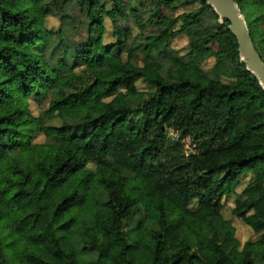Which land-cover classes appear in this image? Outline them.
Listing matches in <instances>:
<instances>
[{
    "label": "trees",
    "instance_id": "16d2710c",
    "mask_svg": "<svg viewBox=\"0 0 264 264\" xmlns=\"http://www.w3.org/2000/svg\"><path fill=\"white\" fill-rule=\"evenodd\" d=\"M109 1L115 42L104 45V19L94 11L101 0H74L71 8L68 0H0V264H257L256 255L264 258V90L240 61L227 22L204 0H159L183 10L129 43L130 30L119 24L127 4ZM235 2L264 61V0ZM52 7L62 11L58 29L46 27ZM72 8L86 19L93 46L69 34ZM145 12L152 23V9ZM193 33L200 37L187 51L171 47ZM211 41L220 52L197 57ZM124 47L142 60L106 66ZM87 57L105 77L74 88L75 68ZM189 63L190 73H179ZM31 100L49 101L65 131L52 133ZM39 133L45 140L34 143ZM185 138L194 152L185 153ZM127 143L133 152L122 149ZM27 144L34 159L19 152ZM89 151L107 158L89 166ZM246 174L232 212L259 238L241 243L222 207ZM144 198L152 219L140 214Z\"/></svg>",
    "mask_w": 264,
    "mask_h": 264
},
{
    "label": "rangeland",
    "instance_id": "374dc122",
    "mask_svg": "<svg viewBox=\"0 0 264 264\" xmlns=\"http://www.w3.org/2000/svg\"><path fill=\"white\" fill-rule=\"evenodd\" d=\"M67 7L71 8L73 6L74 0H68ZM127 4L126 14L124 18V22H119L121 26L125 25L130 30V36L128 37V42L132 43L133 39H135L139 34L143 31L145 33L150 31H156L157 29H163L166 24L175 16V14L179 13L183 10V7L176 10L168 9L164 6H157L159 0H143L141 3L137 0H124ZM176 4V3H175ZM101 6L97 5L94 8L95 15L98 18L104 19V33L102 35V43L104 45L112 44L115 42V39L112 36V23L109 17L105 14L106 9L109 8L110 1L109 0H101ZM152 9L153 13L151 15V21H148V14L145 12L147 9ZM62 14L61 9L52 7L48 16L46 17V27L51 29H58L61 26L60 16ZM71 20L73 19V26L69 27V34L74 37L76 42H79L81 46L90 47L92 44V37L88 35L85 28V20L83 16L78 12V8H72L70 10ZM200 37V33H193L189 37L179 36L175 38L171 42V47L180 51V53L187 51L190 49L189 42L196 41ZM220 52V46L216 41L209 42L206 46L198 47L194 53L197 57H201L206 54H216ZM132 57L139 62L142 60L143 54L137 50H129L124 47L121 51L120 55L110 54L106 57L105 65L106 66H115L118 60L125 59L126 57ZM203 57V56H202ZM201 57V58H202ZM90 57H87L86 60L79 63V65L75 68V72L78 74L79 78L73 82V87H79L82 84L92 81L93 78H103L105 77V71L102 68H98L94 65V63ZM209 63V61H208ZM207 65V61H205L204 66ZM193 69V64L189 63L188 70H179V73L189 74L190 70ZM52 75L48 74L47 79H51ZM137 86L140 89L145 87V84L142 81L137 82ZM30 110L32 114L38 115L41 113L45 118H47V124L49 126V130L55 134H61L65 131V129L61 125V121L56 116V110L53 108L49 101H44L42 103H38L31 100L30 101ZM168 134L170 137L175 138L177 133L168 129ZM45 140V136L42 133L36 135L34 139V143H39ZM183 142V141H182ZM187 144L186 141L183 142L184 150L188 148L185 147ZM126 152H133L135 147L132 143H127L122 147ZM57 150V147L54 148V151ZM19 152L24 154L32 159L35 158V146L33 144H27L19 147ZM90 163L89 166L94 165L95 162H103L107 158L106 152L100 151H89L88 153ZM250 174H246L240 177L239 185L235 188V191L228 196L223 198V207L222 214L224 217L231 221L232 226L234 227V234L240 240L241 243L246 242L247 240L255 241L259 238V234L255 233L249 226L244 224L239 218H237L233 212L232 208L234 206L235 200L240 196V192L242 188L246 185V183L251 179ZM194 205V203H193ZM140 214L148 219H152L154 214L150 211L147 199H142L140 201ZM137 217H128L123 222V227L125 230L131 228L135 222ZM254 261L257 264H264V258L261 256H255Z\"/></svg>",
    "mask_w": 264,
    "mask_h": 264
},
{
    "label": "water",
    "instance_id": "95a60500",
    "mask_svg": "<svg viewBox=\"0 0 264 264\" xmlns=\"http://www.w3.org/2000/svg\"><path fill=\"white\" fill-rule=\"evenodd\" d=\"M213 9L220 22H227V30L237 42L240 61L253 74L264 90V61L251 39L245 18L235 0H204Z\"/></svg>",
    "mask_w": 264,
    "mask_h": 264
},
{
    "label": "built area",
    "instance_id": "2783aa9c",
    "mask_svg": "<svg viewBox=\"0 0 264 264\" xmlns=\"http://www.w3.org/2000/svg\"><path fill=\"white\" fill-rule=\"evenodd\" d=\"M186 141L187 144L185 145L187 150H185V153L188 154L189 152H194V145L190 143L189 138L183 139V142Z\"/></svg>",
    "mask_w": 264,
    "mask_h": 264
}]
</instances>
